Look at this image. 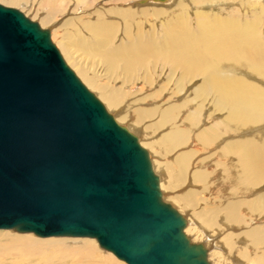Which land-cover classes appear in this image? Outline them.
I'll list each match as a JSON object with an SVG mask.
<instances>
[{
	"label": "water",
	"instance_id": "obj_1",
	"mask_svg": "<svg viewBox=\"0 0 264 264\" xmlns=\"http://www.w3.org/2000/svg\"><path fill=\"white\" fill-rule=\"evenodd\" d=\"M186 225L50 30L0 4V230L93 239L126 264H211Z\"/></svg>",
	"mask_w": 264,
	"mask_h": 264
},
{
	"label": "bare ground",
	"instance_id": "obj_2",
	"mask_svg": "<svg viewBox=\"0 0 264 264\" xmlns=\"http://www.w3.org/2000/svg\"><path fill=\"white\" fill-rule=\"evenodd\" d=\"M6 1L7 2H5V3H7V4L8 3L13 4L17 0H6ZM35 1H38V0H34V2ZM136 1H138V2H136ZM158 1L161 3H164V2L167 3V1H171V3H172L175 0H39V2L37 3L38 6L35 5V8L36 7L41 8L42 6L43 7L45 6L44 8L42 7L43 8L42 10L44 12H42L41 10L40 11L42 12V15H43V13H45V16H43L42 21L47 24V23H49V21L51 19H52L51 22L54 23L59 19V17H61L63 15H67L69 13L72 15L76 14L79 9L85 10V12L89 11L87 8L90 7V4H93V3L95 4V2H96V7L98 10H101V8L104 6H109V8H107L106 10L104 8L103 11L102 10L101 11L102 12L108 11L107 13L117 14L124 21L127 22V21H129V19H133V17L135 15H139L141 18L142 16H145L146 14H148L146 11L147 9L145 7H144L145 9L141 8V6H144L143 4L151 5L148 2H152V3L154 2V4H155ZM133 2H136L137 4L133 3ZM183 2H185V3H183ZM176 3L178 4V6L177 5L176 6L181 10L180 11L181 13L179 15L174 14L175 16L173 19L177 20V21H181V23H182V21L187 20V19H185V14H187L189 12V10L191 11V9L189 8L191 4H193V5L196 4V5L203 7V8H207L210 5L208 0H179V2L177 1ZM30 4H31V7L33 8V3L30 2ZM217 4L218 3H215V5H217ZM126 5L132 6L133 9H130L129 7L127 9H124L123 6H126ZM213 5H214V3H213ZM171 6H173V4ZM211 6H212V4H211ZM173 8L174 7H172V9ZM261 8H263V7H261ZM90 9H93V7ZM94 10H96V9H94ZM33 11H34V8H33ZM154 11H156V12L153 14L159 15V11H160L159 8H158V10H154ZM95 12L97 14L101 13V12L99 13L98 11H95ZM160 12L162 13V11H160ZM227 12L231 13V11H227ZM34 14H37V13H34ZM38 15H40V13ZM103 15H104V13H103ZM195 16H196V20L194 18L193 19L195 21L191 20V21H194V23L192 25L193 26L192 31H190V29H186V28H182L181 26H178L176 29H174V34H171L168 36L164 45H162L160 47H156L157 45H155L154 41H153V45L150 47H147L144 50L140 49L141 46H139L138 44H133V43L129 44V46L127 48H123V47L111 48L110 46H111V43L113 42V39H114V37H113L114 36V28L116 27V25L113 24L110 20H109L110 22L107 21L108 19L107 20L102 19L101 16H97V19L94 22H91V21L85 22L83 20L84 21V26H83L84 28L83 29L86 30L85 34H88V32L92 34V43H94V45L92 46V51L96 52L98 54V56H97V54H95L97 57L101 56L102 57L101 59H103L104 62L107 64V66L110 67L112 70H115L119 66L118 62H122V63L125 62V65L122 68V70L124 71V73H130L136 66L142 64L139 61L140 57H142L146 53H149L152 50H155V52L157 53V55L159 57L166 59L165 63L173 64L174 67L179 68L183 74V77H185V75L189 76L191 79L202 77V81H203L202 89H199V95L197 97H195V100L200 101V102H198L199 105H196L194 107L198 108L200 106V104L202 103L201 101L203 99L206 100L212 93H214L215 105H216L215 109H217V112H223V111H225V109H228L227 116L223 120L216 121V122L214 121L207 129L200 127L203 130L201 131L202 133H200V134L198 133L199 134V135H197L198 140L196 139L198 141V144H200L203 147L205 146L204 150L202 148L204 153H205V150L208 149V145H210V144H212V145L217 144V146L221 147V149L219 151L217 150V152L215 151L216 153L214 152V156L218 155V157L222 158L221 160H224V161H222L221 164H219V166H222V164H223L222 167L225 171H228V173H227L228 176H225V178H221L222 175L219 176L220 172L219 173L217 172V174H216V172H214L213 162L209 161L210 159H208L210 157H208L207 159L204 158V159L196 160L194 162L190 161L192 163V165H190L191 164L190 162H189V165L192 168H196L195 174L193 173L194 171L191 172V174L193 173V178L195 176V178L192 180H195L198 184H199V182L202 183L201 186L204 183L206 185V189L203 188V186H204L203 185L202 186L203 192H204V190L209 191L210 195L213 196L216 200H218V202H221L220 199H222V197L224 200L225 199L228 200V198L225 197V194H226V192H228L227 191L228 189L232 188L233 182L238 180L237 175L239 173L240 177L243 178L244 183H246V185H248L249 188L248 189L246 188L247 190L245 188H244L245 190L241 189L242 191L239 190L240 192L238 190H236L238 192L235 191L234 193H231V194L229 193V197H230L231 201L228 203L226 208H224L226 210L225 215H227L229 218L234 220L233 222L236 223L235 226L236 225L239 226V224H238V222L240 221L239 211L246 205L249 206V208L252 209L253 211H261L264 214V193H262L261 195H258L254 199L251 198L252 201L249 200V202H247V203L245 201H243V198H242L244 196L245 197H247V196L251 197L253 194H255V191L253 190L254 187L258 188V187L264 185V143L262 144L260 142L261 141L260 134L264 133V89L260 88L261 86L258 87L259 85H257V86L253 85L251 83H248L246 81L241 80L240 78L231 79L226 75L222 77L221 75H222V73H224V71L220 70V68H222V66L219 63L222 60L228 61V60L235 59L237 56H240L242 58L249 57L253 61V71L264 74V65L261 64V61L264 60V38H260L257 35V33L254 32V30L249 29L250 25H251L250 23L246 24L245 29H242V28H239L238 27L239 24H237L235 22L229 21L227 19H223L221 17H214L213 15H209L208 12H205V11H198ZM151 17H152V15H151ZM136 22H137L136 23V26H137L138 21H136ZM52 23H50V24H52ZM117 23H118V21H117ZM79 24H80V22H79ZM47 25H44V26H47ZM117 25H119V24H117ZM122 25H124V24H122ZM247 25L249 27H247ZM44 26H42V27H44ZM54 26L55 25H52V27H54ZM126 26H128V25H126ZM141 28L142 27L139 26L138 34H136V39H138L139 41H141V38H142ZM74 29L77 31L76 28H74ZM56 32H57V30H52L53 34H55ZM123 33L128 35V33L126 32V29L123 31ZM90 36L91 35H89V37ZM81 38H84V36H82ZM120 38H122V37H120ZM130 38L125 37V39H128V41L130 40ZM142 39L144 41H147L146 37H143ZM58 45H59L58 47H60L59 49H61V52L63 53L62 55L64 56V59L67 61V63H69L73 67V69L76 71L77 75L82 78V80L88 85V87H92L91 89H93V88L98 89L100 91V93H102V94H99L100 98L102 99L103 102H105L106 107L108 109H111V112H112V109H114V111H117V110H115V108L117 109L118 105L123 103V102L121 103L120 101H118L117 95H116L117 93L112 94L110 91L104 90L106 88L107 84L104 85L105 88L103 89V87L99 86L95 82L94 76L92 78L86 74L87 71L85 72L82 69L84 66L81 68L79 63L76 61L75 57L73 56V52L71 50V47L67 41H65L64 39H61ZM152 54H154V52ZM121 66H123V65L121 64L120 67ZM226 69L230 70L232 72H235L234 69H231L230 66H228ZM86 70H87V68H86ZM99 70H100V68H99ZM89 71H93V70L89 69ZM108 73H110V72H108ZM119 74H118V76H119ZM121 75H120V77H121ZM118 76L116 75V77H118ZM98 77H100L102 79L101 76H98ZM111 77L112 76H110V78ZM113 77L115 79V76H113ZM122 77H123V75H122ZM125 77H126V75H125ZM126 79H123V80H125V82H126ZM128 79H131V78H128ZM98 80H100V79L98 78ZM110 81H111V79H110ZM114 81H112V84ZM129 81L131 82V80H129ZM104 82H106V81H104ZM104 82H102V83H104ZM132 82H135V81L132 80ZM187 82H188V80H187ZM184 83H185V80H184ZM100 84H101V80H100ZM126 84H129V82L128 83L126 82ZM121 85L122 84H120V86ZM131 85H132V83H131ZM133 85H135V84H133ZM110 86H108V87H110ZM181 86H183V85H181ZM131 87H133V86H131ZM142 87L144 89V86H141V89H142ZM147 88H149V87H147ZM127 89H129V88H127ZM185 89H186V87H185ZM118 90H119V88H118ZM116 91H117V89H116ZM120 91L123 92V90H120ZM182 93H183V91H182ZM182 96H184V95H182ZM123 97H124V95H123ZM137 99H136V101H137ZM145 100H146V97L143 101H145ZM126 101H128V100H126ZM169 102H173V101H169ZM128 104L133 105V102L128 103ZM173 104H170L169 106H167L166 111H164V112L161 111L163 113L162 114V118H163L162 120L163 121L165 120L167 122H170L168 120L172 119V117L174 116V113L176 111H180L181 108H179V105H173ZM126 105H125V107H126ZM151 105H152V103H151ZM165 106H166V104H165ZM130 108L128 109L129 111H130ZM153 109H154V107H153ZM155 109H159V108H155ZM183 109H184V107H183ZM199 109H196V110L191 109L192 112L189 113L186 116V118L190 119V117H191V119L194 123L198 122V116H199V114L202 113V112L199 113ZM125 113H127L125 110L122 111L121 118L125 117V115H126ZM132 113H131V115H132ZM151 113H153V111ZM154 113L156 114V112H154ZM113 115H115V114H113ZM139 115L140 114H138V116ZM148 116H153V115L149 114ZM156 116H157V114H156ZM114 118H115V116H114ZM178 118H180V117H178ZM148 119H149V117H148ZM182 119H184V118L182 117ZM205 119H206V117H205ZM172 120H174V119H172ZM177 124H175V125H177ZM155 125H153V126H155ZM182 126H184V125H182ZM247 126H251L253 130L251 131L250 136L245 137L244 133L247 131V129H245L246 131L240 130V129L247 127ZM147 128H149V126H147ZM167 128H168V126H167ZM170 128H168V129H170ZM177 128L172 127L169 130V135L166 139V142L171 143V145L173 144L175 146L176 145L177 146L182 145V147H183V145H186V143H188L187 141H189L188 137L190 134H187V130H190V129H188V128L185 129L182 127H181V129H177ZM196 130H194V131H196ZM240 131L242 132L241 134H240ZM190 132H192V131H190ZM165 133H167V132L165 131ZM192 135L194 136L193 132H192ZM241 136H243V137H241ZM162 137H161V139H162ZM234 137H236V138H234ZM226 138H233V139L232 140L228 139L229 141H226L227 140ZM240 138H242V139H240ZM142 139H143V137H142ZM190 139H191V137H190ZM196 140H194V141H196ZM256 140L259 141L258 144H257ZM194 141L192 143H194ZM160 142L163 143V141H160ZM164 142H165V139H164ZM166 142H165V144H166ZM189 143H190V141H189ZM189 143L187 144L188 146H189ZM158 145H160V144L158 143ZM215 145H214V149L216 147ZM194 146L196 147L198 145H195V143H194ZM153 147H155V145ZM177 148H179V146ZM183 148L181 150L182 152H184ZM190 148H192V147H190ZM188 149H189V147H188ZM195 149L196 148H194L193 150L195 151ZM214 149H213V151H214ZM176 150H178V149H176ZM179 150H180V148H179ZM198 150H200V149L198 148ZM150 151H151V149H150ZM194 151H193V153H194ZM206 151L208 152V150H206ZM209 151L211 152V149ZM213 151H212V153H213ZM182 152H181V154L183 156ZM188 152L190 154V151H188ZM164 153H160V155L164 154ZM185 153H186V151H185ZM165 154L168 155L167 153H165ZM178 154H179V151H178ZM208 154H209V152H208ZM196 155H197V153H196ZM200 155H202V152H201V154H199V156ZM203 155H202V157H203ZM210 156H213V154L210 153ZM213 157H211V158H213ZM149 158L151 161L150 154H149ZM178 158H179V156H178ZM187 158H188V156H187ZM181 160H183V159H181ZM181 160H180V163H181ZM188 160H191V159L188 158ZM206 160H208V162ZM176 161H178V160H176ZM213 161H214V159H213ZM151 162L153 164L152 165V167L154 168L153 170L156 171L157 166L154 164L153 160ZM169 163L170 164H168V165H171V163H172V166L175 165V162L170 161ZM173 163H174V165H173ZM205 163H206V165H205ZM189 165H188V167H189ZM171 168L173 169V167H171ZM182 168H183V170L181 169L180 172L184 171L182 173V174H184L185 170H186V163L185 162L183 163ZM197 168H199V169L197 170ZM216 168H215V170H217ZM178 169H180V168H178ZM186 171L188 172V170H186ZM173 172L176 173L175 171H173ZM161 173H159L160 176H158L156 174L159 177L160 190L162 189L161 188L162 184H160V181H161V183H163L165 185V181H164L165 177L163 179ZM189 173H190V171H189ZM174 175H177V174H174ZM164 176H166V175H164ZM191 176H190V178H191ZM186 177L189 178L188 176H186ZM187 178H186V180H188ZM240 180H241V178H240ZM178 182L179 181H177V184H178ZM241 185H243V184H241ZM241 185H239V186H241ZM189 189H186L187 192ZM197 190L200 191V189H198V188L196 189V191ZM262 190L264 191V186H263ZM193 191H194V188H193ZM195 194H196V192H195ZM226 195L228 196V193ZM162 197H163V194H162ZM173 198H175V197H173ZM203 198H205V197H203ZM176 199L178 201H180L179 198L176 197ZM189 199H191V198H189ZM235 199H237V200H235ZM205 200L207 202L208 199L205 198ZM196 201H197V199H196ZM202 201L203 200H201V202ZM186 202H185V205H186ZM197 202H199V201H197ZM224 203H225V201L222 204H224ZM219 212H221V211H219ZM214 217H216V216H214ZM250 217H251V215H250ZM241 219H243V218H241ZM261 219H262V217H261ZM263 221H264V219L260 220V223ZM186 222H187L188 226L186 225L187 227H185L184 232L186 235L189 236L192 243L195 241L204 240L205 238H206V240H208L210 238V236H207V233L202 229V227L200 226V224L197 221H195V223L194 222L191 223L190 221L188 222V220H186ZM252 225H254V224H252ZM231 226L233 227V225H231ZM246 226H248V225H246ZM240 227H242V226H240ZM246 229H249V228H246ZM237 230H239V229H237ZM241 234L247 238H251L250 245L252 244L253 247H255V248H257L259 245L262 246L264 244V231L259 232V231H257L256 228H252V229H249L248 231H246V233L242 232ZM241 234L240 233H238V235H236V234L226 235L225 234L226 236H224V239H226L228 242L227 245L232 246L231 250L234 251L233 252L234 256H233L232 260L231 259L229 260V261H231V263H228V264H239L238 260H237L238 253L241 254V256L243 258H245V261L247 262V264H248V262H250V264H264V252H262L261 250H258L259 251L258 253L253 251L251 253V254H253V257L249 256L247 254L248 253L247 249L250 247L247 248V245L246 246L243 245V244L247 243V238L245 240L246 241L245 243L236 238V237H240ZM209 235H211V234H209ZM34 237L30 236V234H17V233L12 232V231H0V264H122V263H116L112 258L113 254L107 250H102V248L100 250H102L104 252H103V255H100L101 251L97 250L98 247L96 248V244H95L96 241L94 240L95 241L94 242L93 239H87V238H54L53 239V238H37V237L34 238ZM240 239H242V238H240ZM211 242H213V241H211ZM211 242H209V243H211ZM213 243H215V242H213ZM211 246H213V249L210 250L209 254L207 252V259H208V261L213 260V262L211 264H219L222 260V259L220 260V258L223 256H221L219 254V252L216 251V249H218L219 247L216 248V247H214V245H211ZM53 247L59 248L60 252L58 254L62 258V259H60V261H55V260L53 261L51 258H49V255H46L47 252L45 254L46 257H44L42 255V252L45 249H47V248L52 249ZM260 248H262V247H260ZM257 249H259V248H257ZM263 249H264V247H263ZM218 250H220V249H218ZM248 251H249V249H248ZM50 252H52V250ZM227 252L229 253V251H227ZM50 255H51V253H50ZM229 255H230V253H229ZM113 257L116 258L115 256H113ZM242 257H240V258H242ZM15 258L17 260H15ZM57 258H59V257H57ZM225 261L227 262V260H225ZM118 262H119V260H118ZM241 264H245V263H241Z\"/></svg>",
	"mask_w": 264,
	"mask_h": 264
},
{
	"label": "rangeland",
	"instance_id": "obj_3",
	"mask_svg": "<svg viewBox=\"0 0 264 264\" xmlns=\"http://www.w3.org/2000/svg\"><path fill=\"white\" fill-rule=\"evenodd\" d=\"M177 1L179 2V0H175L174 2L176 3ZM5 2H7V1L6 0H3V1L0 0V4H2L4 6H8V7H12V8H16V9L20 10L27 17H29L31 20H34V21L38 22V24L41 27L48 24L47 26H44L42 28H48L50 30L51 40L55 44L56 48L59 50L60 54L62 55L63 53L61 52V49H59L60 47H58L59 46L58 44H59V42H60L61 39H64L65 41H67L69 43V45L71 47V50L73 52V56L75 57L76 61L79 63V65L81 66V68L84 66L82 69L85 72L87 71L86 74L89 77H92V78L94 76L95 82L99 86L103 87V89L105 88L104 85L107 84L106 85V88H107L108 86H110L112 84V81L115 80L113 82V84H112L114 87L111 85L110 87H108L109 89L108 88L107 89L105 88L104 90H108L112 94H114V93L116 94L117 93L116 95H117L118 101H120L121 103L123 102V103L120 104V105H118L117 109L115 108V110H117V111H114V109H112V112H111V109H108L106 107L105 102H103L102 99L100 98V95L99 94H102V93H100V91L98 89H94V88L91 89L92 87H88V85L82 80V78L80 76L77 75V73L73 69V67L69 63H67V61L64 59V56L62 55V57H63L64 61L66 62V64L74 71V73L81 80V82L85 86H87V88L91 92H93L98 99L100 98L99 100L103 103V105L106 107V109L108 110V112H110L112 115L115 114V115H113V117L115 116V120H117V122L119 124L126 126V128L129 131L133 132L135 135L138 136L140 145L142 147L144 146V148L148 151V153L151 156V161L153 160L154 161V164L157 166V170L154 171V172L158 176H160L159 173L162 172L161 173L162 174V178L164 179V177H165V179H164L165 185L163 183H161V181H160V184H162L161 191H162V194H163L164 201L169 202L170 204H172V206L176 210H178L180 212V214H182L186 218V220H188V222L190 221L191 223L192 222L195 223V221H197L200 224V226L202 227V229L207 233V236H210V238L208 240H206V238H205L204 240L195 241L193 243H199V242L201 243L202 242V244L207 249L208 254H209L210 250L213 249V246H211V245H214V247H216V248L219 247L218 249H220V250H218V249L215 248L216 251L219 252V254L221 256H223V257L220 258V260L221 259L222 260H221V262L219 264H221V263L222 264H228V263H231V261H229V260L230 259L232 260V258L234 256V254H233L234 251L231 250V247L232 246L227 245L228 242H227L226 239H224V236L229 235V234H236V235H238V233L241 234L242 232L243 233H246V231H248L249 229H252V228H256L257 231H259V232L264 231L263 230L264 229V221L261 222L262 224L260 223V220L264 219L263 212H261V211H253L247 205L244 206L242 209L240 208L241 209L239 211L240 221L238 222L239 226L238 225L235 226L236 223L233 222L234 220H232L227 215H225L226 214V212H225L226 210L224 208H226V206L228 205V203L231 201L230 200V197H229V193L231 194V193H234L236 190L242 191L241 189L245 190L246 188L247 189L249 188L248 185H246V183H244V180H243L242 177H240L239 173L237 175V179L238 180L235 181V182H233L232 188L231 189H228L227 190L228 192H226V194L228 193V196L225 194V197H227L228 200L227 199L224 200L223 197H222V199H220L221 202H218V200H216L213 196H211L210 193H209V191L204 190V192H203V188L206 189V185L204 183H203V185L205 187L202 185L203 186V188H202V186H201L202 183L199 182V184H198L195 180H192V179L195 178V176L193 178V173L195 174V171H196L195 169L196 168H192L190 166V165H192L191 162H194V161L200 160V159H204V158L207 159L208 157H210V158H208V159H210L209 161L213 162V165L214 166L213 165L212 166L214 167L213 169H214V172H216V174H217V172L218 173L220 172L219 173V176L222 175L221 178H225V176H228L227 175L228 171H225L223 169V167H222L223 164H222V166H219V164H221L222 161H224V160H221L222 158L218 157V155H215L214 156V152L215 151L217 152V150L219 151L221 149V147L217 146V144L216 145L215 144H213V145L210 144V145H208V149H206V150H208L209 154H208V152L206 150H205V153H206L205 154L204 151H203L205 149V146L204 147L201 146L200 144H198V141H197L198 140L197 139V135H199L200 133H202L201 131L203 130L201 128H206L207 129L214 121L216 122V121L223 120L227 116V113H228V109H225V111H223V112H217V109H215L216 105H215L214 93H212L206 100L203 99L201 101L202 103L200 104V106L198 108L194 107L196 105H199L198 102H200V101H196L195 100V97H197L199 95V89H202V85H203L202 77L192 78L193 80L189 76H187V75H185V77H183V74H182V72H181V70L179 68L174 67L173 64L165 63L166 59H164L162 57H159L157 55V53L155 52V50H152L149 53H146L142 57H140L139 58V61L142 64L136 66L130 73H124V71L122 70V68L125 65V62L124 63L118 62V65L119 66L115 70H112L110 67L107 66V64L104 62V60L101 59L102 57L100 55H99L100 57H97L98 54L96 52H93L92 51V46L94 45V43H92V34L88 32V34L91 35L89 37L88 34H85L86 33V30L83 29L84 28L83 27L84 26V21L85 22L86 21L94 22V21H96L97 16H101L102 19H105V20L108 19L107 21L110 20L113 24L116 25V27L114 28V36H113L114 39H113V42L111 43V46H110L111 48H118V47L127 48L129 46V44L133 43V44H138L139 46H141L140 49L144 50L147 47L152 46L153 45V41H154V44L157 45L156 47H160V46L164 45L165 42H166V40H167V38H168V36L171 35V34H174V29H176L178 26H181L182 28L190 29V31H192V29H193V26L192 25H193L194 21L196 20V16H195L196 13L198 11H205V12H208L209 15H213L214 17H221L223 19H227L229 21L235 22V23L239 24L238 27L239 28H242V29H245L246 24L250 23L251 25H250V28L249 29L254 30V32L257 33V35L260 38H264V0H219V1L218 0L217 1L216 0H210V1L208 0V2H209L210 5L207 8L200 7V6L196 5V4H194V5L191 4L192 6L190 5V7H189L191 9V11L189 10V12L187 14H185V19H187V20H185L186 22L185 21H182V23H181V21H177V20H174L173 19L175 15H177V14L179 15L181 13L180 12L181 10L177 7L178 6L177 3L176 4L174 2L171 3V1H167V3L164 2L165 4L164 3H161L159 1L157 3H155V4H154V2L153 3L152 2H148L151 5H145V4H143L144 6H141V8H144L145 7L147 9L146 11H147L148 14H146L145 16H142L141 17L142 19L140 18L139 15H135L133 17V19H129V21H127V22L124 21L117 14L107 13L108 11L107 12H102L104 8L106 10L107 8H109V6L102 7L101 8L102 11L101 10H98L97 7H96V2H95V4L94 3L93 4H90V7L87 8L89 11H86L85 12V10L79 9L78 12H77L78 14L76 13V14H73L72 15V14L69 13L67 15H63V16L59 17V19L56 22H54V23L51 22L52 21V19H51L49 21V23H47V24L42 21L43 16H45V13H43V15H42V12H44L42 9L45 6L44 7L42 6L43 8L41 6H40L41 8H39V7H36L35 8V5L38 6L37 3L39 2V0L38 1H35V2H34V0H32V1L31 0H17L13 4H10V3L7 4ZM30 2L33 3L34 11H33V8L31 7ZM136 2H138V1H136ZM136 2H133V3H136ZM212 2L214 3V5H213ZM183 3H185V2H183ZM215 3H218V4L215 5ZM172 4H173V6H171ZM211 4H212V6H211ZM174 5L175 6L177 5V6L175 7ZM91 6L93 7V9H90V8H92ZM123 7H124V9H127L128 7L130 9H133V7L130 6V5H126V6H123ZM172 7H174V8L172 9ZM261 7H263V8H261ZM158 8L160 9V11H162V13L159 11V15L153 14V13L156 12L154 10H158ZM94 9H96V10H94ZM95 11H98L99 13L100 12L101 13L100 14H97ZM227 11H231V13L230 12L228 13ZM34 13H37V14H34ZM39 13H40V15H38ZM103 13H104V15H103ZM151 15H152V17H151ZM116 20L118 21V23H117ZM191 20H194V21H191ZM136 21H138V24H137L138 27L136 26V23H137ZM79 22H80V24H79ZM50 23H52V24H50ZM117 24H119V25H117ZM122 24H124V25H122ZM125 24L128 25V26H126ZM52 25H55V26L52 27ZM139 26L142 27L141 28L142 38L143 37H146L147 41H144L142 38H141V41H139L138 39H136V34H138V31H139L138 28H139ZM247 27H249V26L247 25ZM74 28H76L77 31ZM125 29H126V32L128 33L129 36L126 35L125 33H123V31ZM52 30H57V32L55 34H53L52 33ZM82 36H84V38H81ZM120 37H122V38H120ZM125 37H128V38L131 37V38L128 41V39H125ZM153 52H154V54H152ZM95 54H97V56ZM121 64L123 66L120 67ZM219 64L222 66V68H220V70L221 71H224V73H222V75H221L222 77L226 75V76H228L231 79L240 78L241 80L246 81L248 83H251L253 85H256V86L259 85L258 87L261 86L260 88L264 89V74L263 73H258L256 71H253V61H252L251 58H249V57L242 58L240 56H237L235 59H232V60H228V61L227 60H222V61H220ZM261 64L264 65V60L261 61ZM228 66H230L231 69H234L235 72H232L230 70H227L226 68ZM86 68H87V70H86ZM99 68H100V70H99ZM89 69L90 70H93V71H89ZM108 72H110V73H108ZM118 74H119V76H118ZM121 74L123 75V77H122ZM124 74L126 75V77H125ZM116 75L118 77H116ZM120 75H121V77H120ZM96 76L97 77L98 76H101L102 77V79L100 77H98L101 80V84H100V80H98V78ZM110 76H112V77L110 78ZM113 76H115V79H114ZM128 78H131V79H128ZM179 78L180 79L182 78V79L180 80ZM110 79H111V81H110ZM123 79H126V82L127 83L129 82V84H126L125 80H123ZM103 80L106 81V82H104ZM129 80H131V82ZM132 80L135 81L136 83L135 82H132ZM184 80H185V83H184ZM187 80H188V82H187ZM102 82H104L105 84L102 83ZM131 83H132V85H131ZM120 84H122V85L120 86ZM133 84H135V85H133ZM181 85H183V86H181ZM131 86H133V87H131ZM141 86H144V89H143V87L141 89ZM147 87H149V88H147ZM185 87H186V89H185ZM118 88H119V90H118ZM127 88H129V89H127ZM116 89H117V91H116ZM120 90H123V92L120 91ZM182 91H183V93H182ZM123 95H124V97H123ZM182 95H184V96H182ZM145 97H146V100L143 101L145 99ZM136 99H137V101H136ZM126 100H128V101H126ZM169 101H173V102H169ZM131 102H133V105L132 104L131 105L128 104V103H131ZM151 103H152V105H151ZM165 104H166V106H165ZM170 104L179 105V108H181V109H180V111H176L174 113V116L175 117L174 116L172 117V119H174V120H172V119L171 120H168L170 122H167L165 120L163 121L162 120L163 119L162 118V114H163L162 112L166 111L167 110V106H169ZM125 105H126V107H125ZM153 107H154V109H153ZM183 107H184V109H183ZM129 108H130V111L132 110L131 112L128 110ZM155 108H159V109H155ZM191 109L192 110L199 109V113L202 112L201 114H199V116H198V122H196V123H194L192 121L191 117H190L191 120L188 119V118H186V116L189 113L192 112ZM124 110L127 113H125L126 114L125 117L121 118L122 111H124ZM152 111H153V113H151ZM132 112L133 113L135 112V113L133 114ZM154 112H156L157 116H156V114ZM131 113H132V115H131ZM138 114H140V115L138 116ZM149 114H151L153 116H148ZM148 117H149V119H148ZM178 117H180V118H178ZM182 117L184 119H182ZM205 117H206V119H205ZM140 122L141 123L143 122V123L141 124ZM175 124H177V125H175ZM181 124L184 125V126H182ZM153 125H155V126H153ZM147 126H149V128H147ZM167 126H168V128H170V127L171 128L172 127L173 128H177L178 127L177 129H181V127H182V128H185V129H187V128L190 129V130H187V134H190L189 137H188V140L190 141L191 144L189 143V141H187L189 143V146L187 145L188 143H186V145H183L184 148L182 147V145L181 146L178 145L179 148H180V150H179V148H177L178 147L177 145H176L177 146L176 147L173 144L171 145V143H167L166 142V139H167V137L169 135V130L171 129V128L168 129ZM245 129H247V131ZM194 130H196V131H194ZM240 130H245L246 132L244 133V136L245 137H248V136L251 135V131L253 129H252L251 126H247V127L241 128ZM165 131L168 134L165 133ZM190 131L193 132L194 136L192 135V132H190ZM241 133L242 132L240 131V134ZM160 136L161 137L163 136L162 139H161ZM142 137H143V139H142ZM190 137H191V139H190ZM241 137H243V136H241ZM234 138H236V137H234ZM260 138H261V141L260 142L263 144L264 143V133L263 134H260ZM164 139H165L166 144L164 142ZM226 139H227L226 141H229V140H232L233 138H226ZM240 139H242V138H240ZM194 140H196L197 142L194 141ZM160 141H163V143L160 142ZM193 141H194L195 145H198L199 147L198 146L195 147L194 146V143H192ZM158 143L160 145H158ZM258 143H259V141H257V144ZM154 145H155V147H153ZM214 145L216 146L215 147L216 150L214 149ZM181 147L183 148V151L184 152L181 151L182 150ZM188 147H189V149H188ZM190 147H192V148H190ZM194 148H196L195 151L193 150ZM198 148L200 150H198ZM202 148H203V150H202ZM209 148L211 149V152L209 151L210 150ZM150 149H151V151H150ZM176 149H178V150H176ZM213 149H214V151H213ZM187 150L190 151V154L191 155L189 154V152ZM192 150L194 151V153H193ZM178 151H179V154H178ZM185 151H186V153H185ZM200 151L202 152V155L204 154L205 156L204 155H203V157H202V155L199 156V154H201ZM212 151H213V153H212ZM164 152L167 153L168 155H166ZM181 152L183 153V156H182ZM160 153H164V154H161L160 155ZM196 153H197V155H196ZM210 153L213 154L214 157L213 156H210ZM176 154L179 156V158H178V156ZM187 156L191 160H188ZM211 157H213V158H211ZM181 159H183L184 161L181 160ZM213 159H214V161H213ZM169 160L172 161V162H175V165H174V163H173V165L176 168L174 166H172V163H171V165H168V164H170L169 163L170 162ZM176 160H178L179 162L176 161ZM180 160H181V163H180ZM206 161L208 162V160H206ZM184 162L186 163V170H188V172L185 170V173H184L185 175L182 174L184 171L183 172H180L181 169L183 170L182 167H183V163ZM189 162L191 163L190 165H189ZM188 165H189V167H188ZM205 165H206V163H205ZM171 167H173V169ZM178 168H180V169H178ZM215 168L217 170H215ZM198 169L199 168H197V170ZM173 171H175L176 173H174ZM189 171H190V173H189ZM191 172H193V173L191 174ZM173 173L174 174H177V175H174ZM164 175H166V176H164ZM186 176H188L189 178H187ZM190 176H191V178H190ZM186 178L188 180H186ZM240 178H241V180H240ZM177 181H179L178 184H177ZM240 183L243 184L244 186L241 185ZM239 185H241V186H239ZM263 186H260L258 188L257 187L256 188L254 187L253 190L255 191V194L256 195L253 194L251 197L250 196H247V197L244 196L245 198L242 197L243 198V201H245L247 203V202H249V200L252 201V199H254L258 195H261L262 193H264V191L262 190L263 189ZM192 187L194 188V191H193V188ZM197 188L200 189V191H198V190L196 191ZM186 189H189L188 192H187ZM238 191H236V192H238ZM195 192H196V194H195ZM173 197H175V198H173ZM176 197L179 198L180 201H178L176 199ZM203 197H205L209 201L207 200V202H206L205 198H203ZM189 198H191V199H189ZM196 199L199 202H197ZM201 200H203V201L201 202ZM223 200L225 201L224 204H222L224 202ZM235 200H237V199H235ZM185 202H186V205H185ZM219 211H221V212H219ZM250 215H251V217H250ZM214 216H216V217H214ZM261 217H262V219H261ZM241 218H243L244 220L241 219ZM245 224L248 225V226H246ZM252 224H254V225H252ZM231 225H233V227ZM240 226H242V227H240ZM246 228H249V229H246ZM237 229H239V230H237ZM0 231H2V230H0ZM209 234H211V235H209ZM30 236L34 237L31 234H30ZM244 237L245 236L241 234L240 237H236V238L238 240H241L242 242L245 243L246 242L245 240H246L247 237H245V238ZM240 238H242V239H240ZM250 240H251V238H247V243L243 244L245 246L247 245V248L250 247V248H248L249 251L247 249V252H248L247 254L249 256H252L253 257V254H251L253 251H255L256 253L259 252L258 250H261L262 252H264V249H263L264 244L262 246L259 245L257 247L259 249H257L255 247H253L252 244L250 245V243H251ZM211 241H213L215 243H213ZM209 242H211V243H209ZM95 244H96V248L98 247L97 250L98 251H101L100 252V255H103V252H104V251H102L103 249L100 250L101 248L98 246L97 242H95ZM260 247H262V248H260ZM51 250H52V252H50ZM227 251H229L230 255H229V253ZM46 252H47V254H46ZM59 252H60L59 251V248H57V247H53L52 249H48L47 248V249H45L42 252V255L44 257H46V255H49V258H51L53 261L54 260L55 261H60V259H62V258L59 256V254H58ZM50 253H51V255L53 257L50 255ZM113 256H112V258H113V260L116 263L126 264V263H124V262H122L120 260L118 262V259L114 258ZM57 257H59V258H57ZM240 257H242V256H241V254L238 253V255H237L238 263L239 264H241V263L247 264V262L245 261V258H243V257L240 258ZM15 260H17V259L15 258ZM225 260H227V262ZM209 262L212 263L213 260H211ZM248 264H250V262H248Z\"/></svg>",
	"mask_w": 264,
	"mask_h": 264
}]
</instances>
